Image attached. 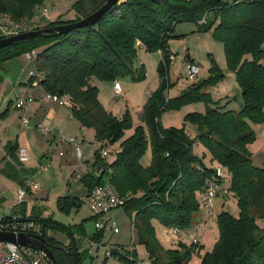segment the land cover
Listing matches in <instances>:
<instances>
[{
    "label": "trees",
    "instance_id": "1",
    "mask_svg": "<svg viewBox=\"0 0 264 264\" xmlns=\"http://www.w3.org/2000/svg\"><path fill=\"white\" fill-rule=\"evenodd\" d=\"M106 1L76 0L71 5L73 19H57L32 30L78 22ZM44 2L0 0V19L20 22ZM181 24L195 25L197 33L211 32L213 39L223 45L226 68L234 74L240 90L238 111L228 109V102L222 105L214 101L210 94L224 79L213 59L206 79L190 85L177 97H164L171 61L167 42L175 38V27ZM6 37L0 34V39ZM139 48L146 53L160 51V83L143 105L141 124L134 126L127 115L119 120L104 109L92 80L143 81L144 66L134 67ZM33 50V69L41 76L38 85L47 95L66 96L72 104L71 117L81 128L93 132L95 142H104L114 150L117 146L119 151L107 164L100 160L96 150L92 169L97 173L96 169L102 166L108 171V182L124 201L122 208L132 218L138 243L152 264H188L192 254L199 256L197 264H264V156L262 165L255 166L247 149L256 141L250 124H264V0H118L92 26L62 35L49 31L0 48V66ZM34 81L33 76L28 78L29 85ZM191 102L204 105L203 113H187L183 118L184 123L193 127V138L184 125L180 129L161 125L159 118L163 112L178 110ZM127 131L130 135L125 137ZM195 144L206 150L212 165L193 154ZM17 150L15 145L6 149L8 161L1 170L15 181L22 173ZM148 151L149 163L143 165L141 161ZM216 166L224 173L219 182L236 201L237 217L226 211L215 217L217 240L202 255L200 244L186 246L179 242L175 249L163 248L153 222L164 229L192 228L193 217L200 210L199 194L209 182L217 180ZM27 182L19 179L20 189L28 195ZM80 182L90 191L105 182V174H86ZM55 204L59 211L68 214L73 208L79 209L82 202L60 196ZM38 211H33L28 219L39 228V238L55 263L82 264L74 233L83 234V223L65 225ZM48 230L65 233L70 242L65 246L58 243L47 236ZM102 235L103 232H94L89 238L100 242ZM111 252L116 255L118 250L113 246ZM71 253L75 254L74 259Z\"/></svg>",
    "mask_w": 264,
    "mask_h": 264
},
{
    "label": "rangeland",
    "instance_id": "2",
    "mask_svg": "<svg viewBox=\"0 0 264 264\" xmlns=\"http://www.w3.org/2000/svg\"><path fill=\"white\" fill-rule=\"evenodd\" d=\"M76 0H45L44 6L46 8H49L50 10L53 9L55 12L57 10L58 13H55L49 18H39L36 22L32 25V28L40 27L47 24L50 21H54L57 19H67L73 16L74 12L71 10V5ZM1 22V21H0ZM1 35H3L0 32ZM181 38H175L171 40V48L173 49V55L169 68L167 73V80L166 84L168 85V89L164 93L165 98L172 99L174 97H177L182 91L186 90L190 85L192 84H198L202 82L204 79L208 77V71L205 68L199 67L200 71L199 74L193 79L190 80L187 77L186 72V65L187 62L184 61V55H186V42H181ZM193 55L198 59V61H205L208 60L210 64V59H213L214 63L221 69L222 73L224 74V78H226L229 82V85H231V81L229 80L228 75L226 74H233L232 72L228 71L225 64V58H224V50L223 45L213 39L211 32L209 33H198L192 37L188 43ZM139 55V53H138ZM148 55V54H147ZM150 59L147 61V69L145 70V79L143 81L135 83L140 85L142 84V88L144 86L149 85L150 91H155L157 88L154 87L155 83L160 80V77L157 72V66L158 61H160L159 55L157 53L150 54ZM159 57V58H158ZM18 64V67L21 65V61H14ZM199 66V65H198ZM130 79H121L118 80L120 83V86L122 87V90L125 94H127L126 98H114V95H111L107 88H109L110 82H102L98 81L96 79L92 80L93 85L97 86L98 92L100 91V95L98 97L99 102L103 107L108 109V111H111L113 116H115L117 119L121 120L124 116H128L134 126L140 125V113L142 111L143 105L146 103L147 99L152 95V93L149 95L148 89L146 91V98H143L142 90L139 89V87H129L125 84H128L127 82ZM224 82V83H225ZM227 86L229 90V98L230 101L228 102L230 110L238 111V109L241 106V100H240V91L239 87L236 86V89L231 86ZM101 86V87H100ZM154 87V88H153ZM218 88V89H217ZM221 85L218 87L216 86V89L212 93L214 96L219 97V91H220ZM13 98V96L11 97ZM216 98V97H215ZM221 98V97H220ZM225 98V97H224ZM146 99V100H145ZM219 99V98H216ZM224 102V100H223ZM204 112V105L202 102H191L184 106H182L178 110H169L165 111L160 115V123L165 128H182L183 125H185V131L187 134L191 137L192 132L190 128H193L191 125L184 123V114L188 112H197V113H203L199 112V110H202ZM252 130L257 135V141H255L253 144L254 146L251 147L252 152V161L255 166H261L262 160L264 156V124L261 125H252L250 124ZM259 126V127H257ZM88 132L84 139V144L81 147V151L84 154V156H87V161L91 162L94 160V152L97 150V146L94 142L93 132L91 130H87ZM84 133V131H83ZM92 134V137L89 135ZM130 135V131L125 132V137ZM78 140H81V136L77 137ZM79 143V142H78ZM80 145V143H79ZM260 147H263L260 149ZM115 149H118L117 146H114ZM113 149V148H111ZM260 149V150H258ZM260 151V152H259ZM193 154L197 155L198 157L203 158V162L210 166L212 163L210 162V156L207 154L206 150L200 145H194L192 147ZM259 152V153H258ZM85 156V157H86ZM113 156L110 158L112 160ZM150 160V152L148 151L141 161L143 165H147ZM83 162V161H81ZM86 163V162H85ZM47 170V169H46ZM45 172V171H43ZM41 173H35V175H31L28 178V183L33 182L37 184V189L34 191L35 193H40V189H46V192H43L42 197H44L42 200L36 199L32 202V206L36 208V211H41L42 215L47 217H51L52 220L58 221L60 223H63L65 225H79L81 222L83 223V234H80L79 232L74 233V238L76 241L78 240V253L82 255V264H89L91 258H95L96 255H98L97 261L103 262L104 255L107 252V250L111 247L119 248L116 255H112L108 259L105 260L104 264H128L125 259H127L129 256L126 251L129 250L130 246L134 245V259L135 264H139L140 261L147 258V254L144 250V247L138 243V237L136 234V231L132 229V218L126 214L125 210L123 208L117 209L115 211L110 212L109 214L104 215L101 217L102 220L109 219L107 216H112L111 218L114 219V221L117 224L118 233L112 234L110 230L107 228L102 237L100 238V243H103V246H100L98 248L97 245L90 246L88 239L89 236H91L95 232V221L93 219H90L91 212L88 209V207L82 203L81 207L77 210L73 208L70 213H65L62 211H59L56 207V199L59 196H65V195H71L73 197H81V185L78 183L77 180L73 182L71 186H62L61 183L63 182V176L59 175L58 172H56V175L53 176V181L51 186H43L41 176L44 174ZM82 176V174H80ZM65 183V182H64ZM63 185V184H62ZM50 189L51 193L47 194ZM70 190L69 194H64L65 191ZM26 199V198H25ZM42 205H39V204ZM17 203L15 202L12 206L15 208ZM4 209H7L8 204H5ZM4 209L0 208V215H4L6 212ZM212 211H213V218L211 221L212 229H204L202 231H198L195 234V237H197V240L199 242H202L204 246L203 254L205 252H209L213 246L214 243L217 240L218 237V228L216 225L215 217L221 213L222 211H226L230 213L232 216L237 217L238 215V209L236 206V201L231 195H220L218 196L212 204ZM201 212V213H200ZM48 214V215H47ZM204 216V212L202 209L199 210L197 214L193 217V226H195L198 222L200 215ZM11 216V215H10ZM196 221V222H195ZM153 226L155 229V235L158 239L159 243L162 245L165 249H175L178 247V243L180 241L184 242L186 246H190V241H188L185 237L176 238L171 235V232L168 230H165L163 227H161L157 222H153ZM170 230V229H169ZM186 231V230H185ZM208 231V232H207ZM189 232V231H188ZM192 232V231H190ZM48 237H51L58 243L62 245H67L70 242V237H68L65 233L59 232V231H51L48 230L46 232ZM190 234V233H189ZM211 234V235H209ZM84 235V236H82ZM211 240V243L208 244V240ZM181 242V243H182ZM206 247V248H205ZM124 249V250H122ZM89 252V254H88ZM199 262V256L196 254H192L190 262L188 264H197Z\"/></svg>",
    "mask_w": 264,
    "mask_h": 264
},
{
    "label": "crops",
    "instance_id": "3",
    "mask_svg": "<svg viewBox=\"0 0 264 264\" xmlns=\"http://www.w3.org/2000/svg\"><path fill=\"white\" fill-rule=\"evenodd\" d=\"M55 13H58L57 10ZM73 18H74V14L70 18L67 19L61 18V19L71 20ZM0 21L4 23L2 19H0ZM196 34L198 33L196 32L195 25L181 24L175 27L173 36H175V38H181L182 43L183 42L187 43L186 55H184L185 62L189 63L188 60H190L194 64L199 65V67L201 66L202 68H205L207 69V71H209L210 64L208 60L201 61L200 63V61H198V59L193 55L188 45L190 39L194 37V35ZM175 38H171L167 42V51L171 55L170 60L172 59V57L175 56L172 51L173 49L171 48V42H172L171 40ZM138 53L139 55L137 54V59L135 60L134 67L138 68L141 65H143L144 70H146L147 61L148 59H150L151 56H149V53H146L143 48H139ZM155 53H157V55H159V57L161 58V55L158 52ZM155 53H150V54L154 55ZM14 61H21L22 63L18 67V64ZM32 70H33V64L28 61L26 55L19 56L13 60H9L0 66V115L3 112H6L4 116L0 117V208L4 209L3 206L5 204H8L9 206L7 207V209H4L6 213L4 215H0V219L7 218L10 215L11 216L18 215L22 218L28 219L31 213H33V211H36V208L32 206V202L36 199L40 198L42 200L44 198L42 197V195L43 192H46V189L44 190L40 189V193H35L34 191H30V193L28 195L26 194L25 196L26 198L25 202L23 204L16 205V207L15 208L13 207L12 209V206L15 203V194L17 190L20 189L19 179H25L27 181L32 174L35 175V173H41L45 171L43 172L44 174H42L41 176L42 183L40 184L46 187V186H51L52 182H54L53 176H55L56 172H58L59 175L63 176V182L61 183V186H59L60 188L65 184L66 186H71L75 180L78 181V183L82 187L81 197L80 198L75 197V198H78L81 201V199L88 192L86 188H84L83 185L81 184L80 182L81 178L84 175L90 173H92L94 176L96 175V173L92 169V164L94 160H92L91 162L87 161L88 159L87 156L85 155L86 156L85 157L81 151L83 156V160H82L83 162H81V160H79L75 156L74 147L72 145L63 143V139L71 137V138H75L76 143L77 144L80 143V146L82 147L85 141L84 137L88 133L86 132L87 129L81 128L79 123L71 117L70 110H68L63 106H60L56 102H52L49 99H47V94L40 85H36V86L29 85L28 74ZM226 75H228L229 80L231 81L232 84L229 85V82H225L227 80L226 78H224L217 85V87L221 85L219 91V97H217L218 94L216 96H214V94L212 95L216 87L212 89V93H211L213 100L219 101L222 105L230 101L229 98L230 92L227 86L229 85L231 87H234V89H236L237 86L234 74H226ZM129 81L130 82H127L128 84L125 85L132 88L139 87V89L142 90L141 96L143 98H146L147 89L149 95L153 92L150 91L149 85H146L144 86V88H142V84L140 85L136 84L137 86H135V83L137 82H132L131 80ZM159 83L160 80L158 81V85ZM112 84L113 83L109 84L108 86L109 88H107L108 92L111 95H113ZM158 85L156 82L154 87L157 88ZM122 93H123V98H126L127 94H125L123 90ZM99 95H100V91L98 92V97ZM12 96L13 98H11ZM19 96H24L25 98L30 99V103L25 109L18 110L15 108V102ZM215 97L219 99H216ZM100 103L102 102L100 101ZM105 107L104 109H106ZM227 108H229V104L227 105ZM106 110L108 111V109ZM109 112L112 114L111 111ZM199 112H203V109L199 110ZM188 113H192V111ZM186 114L187 113H185L184 115ZM23 120H26V123H23ZM41 127L46 128V130L40 129ZM190 129L193 135L191 136V138H193L195 132L193 128ZM89 135L92 137V134L89 133ZM79 136H81V140L77 139V137ZM256 141H257V135H256ZM10 145H15L18 149L24 148L29 156V161L26 164H22V165L20 164L21 169L19 170H22V173H20L19 175L20 178H18V180L16 181L13 180L11 177L1 173V170L4 168L5 163H7L8 161L6 160L7 159L6 149ZM195 145L200 146L199 144H195ZM252 146H254V144L248 145L247 147L251 155H252L251 152ZM263 147H260V149H262ZM10 163H12V161H10ZM81 163H85L86 165L85 169H82ZM39 165L42 167V171L36 172L35 168L36 166ZM80 174H82V176H80ZM48 190L49 191H47L48 192L47 194H49V192L51 191L50 189ZM69 192L70 190H67L65 191L64 194H69ZM65 196H71V195H65ZM39 205L42 204L40 203ZM111 217L112 216H107V218H111ZM213 220L205 218L203 214L200 215L199 219L197 220V222L199 221L197 224H200L198 231H202L204 229H212L213 226L211 224V221ZM165 230L170 231L169 229H165ZM186 231H192V229L190 228ZM210 243L211 240L209 238L208 244ZM199 244L204 248L205 245H203V243L200 242V240H199ZM202 254H203V250L200 252V255Z\"/></svg>",
    "mask_w": 264,
    "mask_h": 264
},
{
    "label": "built area",
    "instance_id": "4",
    "mask_svg": "<svg viewBox=\"0 0 264 264\" xmlns=\"http://www.w3.org/2000/svg\"><path fill=\"white\" fill-rule=\"evenodd\" d=\"M54 14L55 11L53 9L50 10L44 5H39L33 9L31 16H29L28 18H24L20 22L12 23L9 22L6 18H4L5 22H0V32L7 36L28 32L33 29L32 25L38 22L37 20L39 18H49ZM158 53L160 54V51H158ZM26 56L28 61L34 65V62L36 60V51L33 50L26 54ZM185 68L187 72V77L190 80H193L199 74L200 71L198 65L190 62L187 63ZM31 76L35 78V81L31 83V86L38 85V81L41 79V76L35 73L34 69L29 72L28 78ZM212 89L210 90V94L212 93ZM112 92L114 98L123 97L122 89L118 81L113 82ZM47 99L52 102H56L57 104L67 108L68 110H70L72 106L71 101L66 96L47 95ZM29 103L30 99L25 98L24 96H19L16 99L15 108L18 110L25 109ZM23 123H26V120H23ZM40 129L46 130V128L43 127H41ZM63 143L72 145L74 147V153L76 158L81 161L83 160L80 145L76 143L75 138H65L63 139ZM96 146L100 160H102L106 164L109 163L111 161L110 158L112 156L114 157V155L119 151L118 149H111V147L106 145L104 142H96ZM16 156L20 164H26L29 161L28 153L24 148H19L16 152ZM81 167L82 169H85V163H81ZM35 169L36 172L42 171V167L40 165L36 166ZM96 171L97 175L105 174V182L102 185L94 187L93 189L88 191L87 194L81 199V202L88 207L92 216L95 217L96 233H104V231L108 228L112 234H116L118 233V228L114 219L109 218L102 220L101 217L114 210L122 208L124 201L120 199L111 188L107 179L108 171L106 170V168L101 166L99 167V169H96ZM215 171L217 180L209 182L199 194L200 209L203 210L205 218L211 220L214 216L212 211L213 201L220 195H228L226 188L222 185L221 182H219L220 180H223V170L220 167L216 166ZM27 186L30 191H35L37 189L36 183L30 182ZM25 196V190H17L15 194V202L17 203V205H20L21 203L25 202ZM199 227L200 224H196L195 226H193L191 228L192 232H188L179 228H172L170 229V232L173 237H185L188 241H190V244L198 245L199 242L197 240V237H195V234L198 232ZM0 232L12 233L15 235L26 234L34 239H40V232L39 228H37V225L32 220L22 218L18 215L9 216L7 219H0ZM88 242L90 246L97 245L98 248L100 246H103V243H100L91 238L88 239ZM182 243L185 244L184 242ZM116 249L120 250L119 248ZM126 252L129 257L125 260L135 262V249L133 244ZM111 256L112 252L111 248H109L104 255L103 262H98V255H96L95 258H91L89 264H104L105 260ZM0 264H50V261L48 257L40 251L9 243H0ZM139 264H152V262L150 259L146 258L140 261Z\"/></svg>",
    "mask_w": 264,
    "mask_h": 264
},
{
    "label": "water",
    "instance_id": "5",
    "mask_svg": "<svg viewBox=\"0 0 264 264\" xmlns=\"http://www.w3.org/2000/svg\"><path fill=\"white\" fill-rule=\"evenodd\" d=\"M117 1L118 0H107L97 11H95L88 17H85L79 20L78 22H75L72 24H67V25H62V26H57V27H50V28H45V29L36 30V31L31 30L28 32H24V33L12 35V36H8L6 38L0 39V48L7 47L21 40H26L29 38H34V37L43 35L49 31L54 32L58 35H62V34L68 33L69 31L73 29H80V28L92 26L99 20V18L109 8H111L115 3H117ZM0 243H9V244L29 248L32 250L40 251L48 257L50 264H56L52 254L50 253L45 243L41 239H34L26 234L15 235L12 233L0 232ZM71 257L74 259L75 254L71 253Z\"/></svg>",
    "mask_w": 264,
    "mask_h": 264
}]
</instances>
